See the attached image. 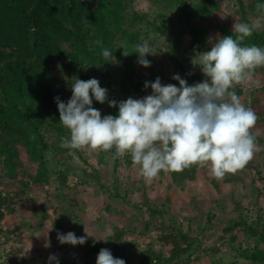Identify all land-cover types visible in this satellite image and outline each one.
Masks as SVG:
<instances>
[{
	"label": "rangeland",
	"instance_id": "obj_1",
	"mask_svg": "<svg viewBox=\"0 0 264 264\" xmlns=\"http://www.w3.org/2000/svg\"><path fill=\"white\" fill-rule=\"evenodd\" d=\"M186 1L188 8L198 2L210 4L211 11L198 24L206 30L205 46L191 45L190 28L179 21L175 1L138 0L135 12L146 16L137 27L141 32L139 41H148L156 55L146 57L151 61L150 67L139 65L138 59L126 68L117 65L118 82L113 87L120 101L150 95L151 88H145L144 84L157 77L162 85L178 87V81L172 77L179 63L203 81L200 67L193 64L199 52L210 50L212 41L227 35L223 28L232 31L234 24H251L257 18H262L264 23V13L256 9L258 0ZM168 19L173 20V29L168 28ZM263 31L264 27L254 32ZM152 33L157 35L149 40ZM176 35L182 37V46L171 54ZM261 46L264 48V43ZM53 65L56 75L62 78L61 62L54 61ZM235 91L242 103L259 117L251 130L256 135L258 150L250 161L254 168L245 166L235 174H226L222 180L214 178L205 166L195 169L191 179L179 184L172 180L171 173L164 171L148 183L139 175L138 166L132 161L125 162L128 153L117 157V161L113 159L115 148L107 152L79 149L82 159L73 151L69 159L48 153L52 183L32 184L25 189L7 178L0 164V191L6 201L3 209L6 217L0 224L5 233L0 235V264H57V261L58 264H96L102 248L109 249L125 264H133L132 253L165 250L160 247L158 236L180 232L187 234L197 246L201 245L190 251L187 264H250L247 257L255 239L244 235L240 227L264 232V66L255 70L251 81L236 85ZM51 137L47 140H52ZM22 162L28 167L27 172L33 170L30 165H34L27 164L29 160L25 156ZM60 170L65 173L62 179L57 175ZM42 202L43 210L39 208ZM243 216L246 225L240 222L235 226ZM229 229L236 240L232 241ZM68 232H74L77 237L85 236L86 232L93 237H88L83 245L61 244L57 234ZM50 256L56 260H49Z\"/></svg>",
	"mask_w": 264,
	"mask_h": 264
},
{
	"label": "trees",
	"instance_id": "obj_2",
	"mask_svg": "<svg viewBox=\"0 0 264 264\" xmlns=\"http://www.w3.org/2000/svg\"><path fill=\"white\" fill-rule=\"evenodd\" d=\"M173 1L179 7V21L190 28L191 45L195 48L205 46L206 30L198 24L203 15L211 11L210 4L198 2L188 8L186 0ZM137 2L138 0H0V164L7 178L14 181L16 186L25 189L32 184L52 183L48 174V153L54 157L64 156L69 159L70 152L73 151L82 159L79 149L61 147L62 138H70V133L59 122L54 99L59 97L67 103L66 98L71 97V85L76 78L85 81L90 78L98 79L100 86L108 90V99L120 102L113 87L118 82L115 77L116 67L121 65L126 68L139 58L136 53H132L133 45L141 43V32L137 27L146 17L142 12H135ZM258 2L264 3V0ZM167 26L173 29V20L168 19ZM222 32L234 37L236 35L225 28ZM124 40L128 42L127 51L132 53L128 56L122 55L123 49L119 48ZM172 41L174 49L171 54L182 46V37L176 35ZM260 43H264V31L253 32L244 41L245 45L262 47ZM105 48L113 50L114 58L110 61L102 56ZM54 61L62 64V78L55 73ZM176 74L189 85L202 82L194 71H186L182 63L176 65ZM92 106L103 113L102 117L118 114V108L109 107L107 101L101 104L93 99ZM48 137L52 140H47ZM22 156L29 160L27 164L34 165H30L32 171H26L28 167L22 162ZM125 158L128 160L125 162L130 164L131 154H126ZM254 166L250 162L246 168ZM197 168L203 167L192 165L182 172H171L172 180L179 184L182 180L191 179ZM57 175L62 179L65 173L60 170ZM19 177L23 179H18ZM5 202L0 191V224L6 217V214L3 215ZM39 208L43 210V202L39 204ZM150 212L153 213L152 210ZM240 222L241 225H246L245 218H240L235 226ZM232 229H229V233ZM240 229L244 235L255 239V246L247 257L249 263L264 264V232L250 227ZM3 232L0 228V235L4 236ZM231 235L232 241L237 239L233 230ZM158 242L167 252L155 250L141 255L132 253L131 257L135 258L137 264L162 261L187 264L191 259L190 251L201 247L181 232L159 235Z\"/></svg>",
	"mask_w": 264,
	"mask_h": 264
},
{
	"label": "clouds",
	"instance_id": "obj_3",
	"mask_svg": "<svg viewBox=\"0 0 264 264\" xmlns=\"http://www.w3.org/2000/svg\"><path fill=\"white\" fill-rule=\"evenodd\" d=\"M256 9L264 13V3L256 4ZM262 27V18L251 24L236 23L232 27L235 37L226 35L212 41L210 50L199 52L193 64L200 67L205 79L193 85L179 74L172 77L178 81V87L162 85L157 77L144 84L145 88H151L150 95L117 102L108 99V90L100 86L98 79L76 78L67 103L54 98L59 122L70 133V138H62L61 147L105 152L115 148L113 159L130 153L139 175L148 183L161 171L178 173L192 165L209 167L217 180L237 173L258 150L256 135L251 130L259 117L242 103L235 86L251 81L255 70L264 66V48L244 44L246 38ZM156 35L152 33L149 40ZM133 47L138 64L150 67L151 61L146 57L156 55L152 45L145 41ZM119 48L124 56L132 54L127 51L126 40ZM112 51L107 48L102 51L106 61L114 58ZM93 99L101 104L107 101L109 107L118 108V114L102 117L92 106ZM85 234L77 237L74 232L58 233L57 239L61 244L83 245L88 237H93ZM49 260L56 257L50 256ZM96 264H125V261L102 248Z\"/></svg>",
	"mask_w": 264,
	"mask_h": 264
}]
</instances>
